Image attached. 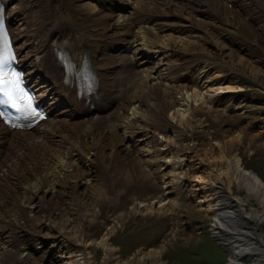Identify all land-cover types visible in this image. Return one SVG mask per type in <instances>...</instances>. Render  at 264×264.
I'll use <instances>...</instances> for the list:
<instances>
[{"label":"rangeland","instance_id":"rangeland-1","mask_svg":"<svg viewBox=\"0 0 264 264\" xmlns=\"http://www.w3.org/2000/svg\"><path fill=\"white\" fill-rule=\"evenodd\" d=\"M73 1L75 3L89 1L94 5L93 7H97L95 0ZM153 1L150 0L148 4ZM174 1L184 3L187 0ZM240 1L244 8V11H241L243 23L235 20L234 24H225L216 17L213 11L209 12L210 17L197 13L195 8H193L194 12H191V18H194L195 25H198V34L201 33V37L206 40L202 43L201 38L199 44L204 52H210L208 55L205 53L202 56L196 55L195 60L186 64L184 62L188 60L182 58L181 60L184 62H181V68L176 69L174 73L178 74L183 70V72H188L189 77H195L196 83L191 88L195 89L200 96L195 99L191 97L186 99V96L173 94L170 95V98L165 99L163 93L155 94L157 92L146 90L148 91L145 92L146 96H141L140 104H136L134 107L139 113L141 112L138 119L135 120L136 124L147 131L148 136H156L159 139V143L151 153L153 164L147 167L143 166V170L150 168V171H155L153 177L148 179L144 176L140 177L133 163L123 162L112 154L111 158L105 160L106 162L104 161L103 164L97 163V167L94 165L98 171L96 172L98 181L93 184L98 188L99 196L95 195L94 200L88 196L84 203L77 206H73V204L68 209V205L65 203L68 193L64 189V184L71 181L66 174L72 176L77 170L79 172L81 169L84 171V168L86 170L84 166L79 168L75 160L76 164L72 162L73 154L80 152L86 158L92 157L93 150L87 146L92 141L101 147L106 145L107 148L104 149L108 153L113 146L111 144L113 142L117 144L123 134L131 135V132L128 129L124 131L122 126H126L131 119V116L126 118L123 114H130L133 110L125 111L123 108L115 107L114 104L109 113L102 116V121L92 118L91 121L85 122L86 124H79L80 126L72 124L69 132L60 134L61 138L44 139L47 143L43 144L44 152L52 153V157L46 155L44 156L45 160L30 162L26 164L27 166L23 164L24 167L20 166L16 171L13 170L14 168H10L7 178H4L5 185L2 196L0 195L2 200L0 203V264H40L41 256L47 255L48 252L42 248H37L34 251L37 241L32 239L35 235L41 240L45 232L51 235L54 231H49L39 223L43 219L51 218L50 221L53 219L55 224L52 223V225L56 229L64 225V230L67 231L77 222L78 217L80 218L78 222L82 227L84 226L82 233L87 234L85 243L83 244L82 241L81 246L85 252H89L91 264H229L227 248L218 245L212 238L210 225L213 214L201 209L205 207L206 203H197V198L205 197V194L206 198L210 199L212 194H217V191L222 196H226L225 190L228 187L231 196L242 199L246 213L252 209L260 211V205L255 198L249 196L250 194L244 188L238 187L234 182L229 184V180L226 178L222 185L223 189L214 187L205 193L198 190L193 191V184L198 182L195 180H200V177L204 175V169L212 168L213 161L219 152L215 143L222 145L228 154L226 142L237 137L239 131L242 133L235 147L241 166L245 170H251L257 174L264 182V151L257 149L264 142V133H262L264 130V62L261 60L263 50H257L256 47L264 48V0H234V3L230 5L227 2L225 4L239 13L237 4ZM16 3L25 9L28 21L26 34L29 35L30 40H33L35 35L37 37L45 35L46 31L38 28L36 22L44 21L45 17H48L47 13L51 18H56L62 11L59 0H16ZM131 12H134L132 6L127 9L126 14ZM184 13L187 14V10ZM254 18H257L261 25L258 27L259 29L255 27V24H252L255 22L252 20ZM246 24L253 26L254 29L250 30ZM138 26L143 30L147 28L148 24L142 21ZM154 32L153 30L144 32V37H146L143 41L147 44L145 48H151L153 40L151 34ZM228 37L236 40V43L233 45L228 43L225 48V52L236 50L233 58L213 50L216 42L226 40ZM245 45L251 47V50L256 49L252 53L257 58L252 55L251 61L262 70L259 77H250L242 69L246 60L241 59L242 62L239 63L240 55L245 53L242 49ZM103 49H105L106 58L102 63L110 67L111 70L105 76L101 87L106 93L104 87L106 83L110 95H115L124 103L137 93L143 76L131 73L117 51L114 52L107 47H103ZM246 57L248 58V56ZM259 60L262 63H258ZM155 63H150V65ZM215 72H220L223 76L218 80H210ZM205 79L210 80L209 87L231 86L238 91L215 101L216 96L211 98L212 93L205 92V88L202 86ZM148 83L154 86L153 80H149ZM159 97L166 102L163 110L158 108L160 104L156 103ZM175 98L181 99L176 101ZM210 98L212 103H209ZM107 99L105 95L103 102ZM172 101L174 104H170ZM238 104L242 107L234 108ZM226 105L227 107H225ZM156 108L158 109L156 110ZM157 111H159L158 114ZM189 111L190 113H188ZM189 119H191V123L187 122ZM94 122L97 125H94ZM151 123L153 126H150ZM95 132L98 134H94ZM65 139H69V142ZM153 140L156 141V138ZM165 144H168L170 148L159 150L160 147L164 148ZM189 145H192L193 148L195 146L197 149H203V152L199 150L195 157L193 150V154L189 153ZM65 156H69L74 165L70 163V160L65 161ZM172 156L179 157L178 162ZM169 157L173 159L172 162L167 161ZM201 159L204 161L200 168L198 166L201 164ZM39 162L40 164H38ZM196 164H198L197 167L191 170ZM215 166L224 169V165L220 162L214 164L213 168ZM23 168L29 169L24 171L27 173L26 176H20V171ZM173 168H175L176 174L172 178L169 175ZM131 175L134 178L130 180ZM69 178L73 180V177ZM173 179L179 180L178 184L177 182L173 184L171 182ZM162 185H166L169 193H163ZM175 185L176 187L173 188ZM83 186L85 185L83 184ZM208 186L207 184L206 188H209ZM87 189L89 188L80 187L79 192L84 193ZM177 195L179 196L176 199L177 204H172L171 198ZM160 199L168 201V207H171L172 210L166 214L158 215L152 211H146L151 209L154 204H158ZM136 201H140L145 209L141 207L134 211L131 210ZM38 206L40 207L37 208ZM113 220L118 221L115 229ZM111 229L114 230L109 242L115 250L111 251L109 255L105 253L107 251L104 252L105 248L102 245H87L90 242L88 241L89 237L96 239L95 242L99 241L105 235L104 233ZM261 233L264 240V224ZM162 243L163 246H161ZM77 248L78 245L73 246V249ZM157 248L161 251L151 255V251ZM244 262L249 263V260L244 259ZM41 264L43 263L41 262Z\"/></svg>","mask_w":264,"mask_h":264},{"label":"bare ground","instance_id":"bare-ground-1","mask_svg":"<svg viewBox=\"0 0 264 264\" xmlns=\"http://www.w3.org/2000/svg\"><path fill=\"white\" fill-rule=\"evenodd\" d=\"M149 1L150 0H96L98 6L93 7L94 5L89 1L75 3L73 0H59V6L62 10L60 15L56 18H51L47 13L48 17H45L44 21L36 22L37 27L44 29L46 32L45 35L41 37L35 35L33 40H30L29 35L26 34L28 21L25 9L20 7L19 4L16 3V0H2L3 5L8 6L5 14L6 18L13 26L12 41L18 53L19 62L25 66L26 78L35 86L38 97L49 111V116L45 121L29 131L10 130L0 121L1 196L4 189L3 186L5 185L4 178H7L8 171L11 167L16 171L20 166L22 167L23 164L26 165L30 162L34 163L36 161L45 160L44 156L46 155L52 157V153L44 152L45 148L43 144H47L44 139H53V137L61 138L60 134L70 130L72 128L71 126H73L72 124L81 125L91 121L92 118L102 121V116L109 113L113 104L115 107L125 109V111L128 109H130V111L133 110L130 114H123L126 118L131 116V119L126 126H122V129L124 131L128 129L131 135L123 134L117 144L114 142L111 144L113 146L109 149L108 153L104 149L107 148L106 145L101 147L99 144L92 141L87 144L89 149L93 150V153H91L92 157L86 158L85 155L80 154L78 151V153L73 154L74 159L72 162L75 163L76 161L79 168L84 166L86 170L85 168L84 171H82V169L80 172L77 170L78 172L76 171L72 176L66 174L71 181L64 184V189H66L68 193L67 202H65L68 205V209L71 208L73 204V206H77L80 203H84V200L87 199L88 196L90 199H93L95 195L99 196L97 193L98 188L93 184L98 181V175L96 173L98 171L97 168H94V165L97 167V163L103 164L105 160L111 158L112 154L123 162L133 163L140 177L144 176L148 179L155 174V171H150V168L143 170V166L147 167L153 164L154 160L151 158V153H153L154 148L159 143V139L156 136H148V132L141 129V127L136 124L135 120L138 119L141 112L139 113L137 108H134L135 105L140 104L141 96L145 97V92L148 91L157 92L155 94L163 93L165 94V99L168 97L170 98L173 94H179L182 95V97L186 96V99L189 97L195 99L200 96L195 89L191 88L194 83H196L195 77H189L187 74L188 72H183V70L178 74L174 73L176 69L181 68V62H184L181 60L182 58L188 60L184 62L186 64L195 60L196 55L200 54L202 56L204 55L203 53L208 55L210 52H204L199 44L201 43V38L202 43L206 42V40L201 37V33L198 34V25L196 26V23L193 21L194 18H191V12H194L193 8H195L197 13L210 17L209 12L213 11L216 17L225 22V24H234L235 20L239 23H243L241 11H244V8L241 6L240 1L239 4H237L239 12L237 13V11H233L234 8L231 9L225 4V2L228 4L234 3V0H187L184 3H179L174 0H154L152 3L148 4ZM131 6L134 12L126 14L127 9ZM186 10L187 14L184 13ZM195 19L197 20V18ZM142 21L148 24L147 28L143 30L138 26L139 22ZM258 24V26L254 25L257 29L261 26L259 21ZM246 25L250 30L254 29L253 26ZM199 26L202 28L200 23ZM134 27H136V29L133 30ZM152 30L155 32L151 34L153 36L151 48H145L147 44L143 41L146 37H144V32H151ZM235 41L236 40L232 37H228L226 40H220L214 44L213 50L219 53H225L230 58H233L234 54H236V50L233 49L232 52H225V48H227L228 43L233 45L236 43ZM103 47H107L114 52L117 51L119 57L124 60L126 67L131 73L143 76V81L139 79L142 81V84L138 87L137 93L134 94L133 97L130 95L132 98H129L124 103L120 101L121 99H117L115 95H110L108 85L104 82L106 85H104L106 89V98L108 99L102 104L99 110H95V112L98 113H83L84 109L74 103V100L78 96L76 89L75 91L73 89L75 88L74 86L73 88L67 87V91L66 87L63 86L54 87L53 78L51 77L47 78V81H41L43 73L42 62L46 60L50 67V72L52 70L53 72L58 70L62 73L61 68L58 66L57 52L64 50L75 60L82 53H86L88 59L95 65L100 77V82L102 83L105 76H107L108 72L111 70L110 67L102 63L104 58H106L105 49H103ZM256 47L257 50H263L261 60L264 62V48ZM250 48L251 47L247 45L242 47L245 53L240 55L241 58L239 63L242 62L241 59L246 60L242 69L247 72L250 77L256 78L260 76L262 70L251 61L253 55L252 51L256 49L251 50ZM245 55L248 56V58ZM254 57L257 58L256 56ZM153 59H156V63L150 65ZM262 61L259 60L257 62L262 63ZM220 77H222V74L220 72H215L210 80H218ZM149 80L154 81V86L149 85ZM210 80L206 79L202 86L205 88V92L212 93L211 98L214 97V95L216 96V98L214 97L215 101L228 96L227 94L238 91L234 90L231 86L209 87L208 84L211 83ZM239 91L241 90L239 89ZM63 97H66L68 100ZM211 98L209 99V103H212ZM178 99L181 98H175L176 101ZM156 103L160 104L158 108H161V110L164 109V105L166 104L165 100L161 97L156 100ZM170 104H174V102L172 101ZM225 107H227V105ZM240 107L242 106L238 104L234 108L238 109ZM158 108H156V110ZM158 112L159 111H157V114ZM188 113H190V111ZM124 117L122 118L124 119ZM190 120L191 119L187 120V122L191 123ZM87 124L89 125L90 123ZM152 124L153 123H151L150 126H153ZM94 125H97V123L95 124L94 122ZM96 133L97 132L94 134ZM241 133L242 131H239L237 137L226 142L228 145V154L224 151L222 145L215 143L219 152L212 165L214 166V164L220 162L224 165V169H219L217 166L204 169V175L200 177L201 179L195 180L198 182L193 184V191L198 190L205 193L207 190H212L214 187L223 189L222 185L224 183V178H226L229 180V184L233 182L236 183L238 187L244 188L248 194H250L249 196H252L258 201L260 211L252 209L249 213H246L242 199L231 196L228 187L226 190L224 189L227 194L226 196H222L217 191V194H212L210 199H207L204 194L205 197L196 200L197 203H206L204 205L205 207L201 209L213 214L210 230L218 241L225 244L224 247H226L229 252V264H264V240L261 233L262 225L264 224V182L257 174L251 170H245L241 166L237 148L235 147L239 142ZM262 133H264V130ZM153 138H156V141H154ZM191 146L192 145H189L188 147L189 153H194L195 157H197V152L199 150L203 152V149H197L194 145V148ZM168 148H170L169 145L165 144V147H160L159 150H166ZM257 149L259 151H264V142H262ZM172 158H176V162H178L179 157L172 156ZM172 158L169 157L167 161L172 162ZM66 160H70L69 156H65V161ZM200 161L201 164H199L200 166L198 167L201 168L203 164L202 161L204 160L201 159ZM72 162L70 160V163ZM38 164H40V162ZM197 165L198 164L192 167L191 170L197 167ZM27 169L23 168V170L20 171V176H26L27 173L24 171ZM174 169L175 168H173L169 175L172 178L175 177L176 174ZM69 177H73V180ZM133 178L134 176L131 175L130 180ZM88 182L90 183L89 186L87 185ZM201 182L208 183L202 184ZM83 184L85 186H83ZM207 184L209 188H206ZM216 184L218 186L220 185V187ZM80 187L89 189L82 193L79 192ZM176 199L177 197H172L171 203L176 205ZM1 202L2 200L0 197V203ZM167 202L168 201L160 199L158 200V204H154L151 209L146 211H152V213L157 215L166 214L172 210L171 207H168L169 203L167 204ZM143 206L144 205L140 201H136L131 207V210L134 211ZM39 207L40 206L37 208ZM143 208L145 209V207ZM79 219L78 217L76 220L77 222L73 224L74 228L70 227L67 231L64 230V225L56 229V227L52 225V223H54L53 219L50 221L51 218L43 219L39 224L44 225L49 231H54L55 236L61 237L60 240L61 242L63 240L64 245H78L80 249L82 248V241L83 244L85 243L87 234L82 233L84 231V226L82 227L81 223L78 222ZM113 221H115L113 225L115 229L118 221ZM114 229L105 232V235L96 242V239L89 237L88 241L90 242L87 245H102L105 248L104 252L107 251L105 253L109 255L111 251L115 250L114 246L109 242V238L112 236ZM48 234V232H45L43 237ZM161 246H163V243ZM38 247L39 246H36L34 250ZM159 251H161L159 248L152 250L151 255L158 254ZM69 252L70 254L66 256L65 264H83L89 260V256L86 255L83 261H79L78 258L71 260L73 256L78 257V254H73L71 250H69ZM88 254L89 252H87V255ZM79 255L82 254L80 253ZM244 259H248L249 263H245ZM42 260L43 258L39 260L40 264Z\"/></svg>","mask_w":264,"mask_h":264},{"label":"water","instance_id":"water-1","mask_svg":"<svg viewBox=\"0 0 264 264\" xmlns=\"http://www.w3.org/2000/svg\"><path fill=\"white\" fill-rule=\"evenodd\" d=\"M212 237H213V239H214L219 245H221V246H224V245H225L224 243L218 241L216 237H214V236H212Z\"/></svg>","mask_w":264,"mask_h":264},{"label":"snow or ice","instance_id":"snow-or-ice-1","mask_svg":"<svg viewBox=\"0 0 264 264\" xmlns=\"http://www.w3.org/2000/svg\"><path fill=\"white\" fill-rule=\"evenodd\" d=\"M31 115L36 116L38 114L35 112V110H33L32 113H31Z\"/></svg>","mask_w":264,"mask_h":264},{"label":"built area","instance_id":"built-area-1","mask_svg":"<svg viewBox=\"0 0 264 264\" xmlns=\"http://www.w3.org/2000/svg\"><path fill=\"white\" fill-rule=\"evenodd\" d=\"M79 254H80V253H79ZM79 254H78L77 256H80V259H82V258H83L82 255H79ZM87 262H88V261H87ZM89 263H90V262H89Z\"/></svg>","mask_w":264,"mask_h":264}]
</instances>
